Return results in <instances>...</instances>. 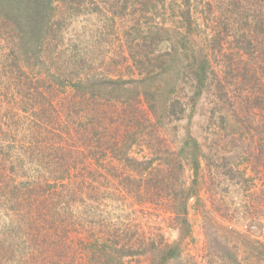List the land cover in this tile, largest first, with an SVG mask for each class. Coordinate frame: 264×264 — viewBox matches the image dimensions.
I'll use <instances>...</instances> for the list:
<instances>
[{"label":"trees","instance_id":"1","mask_svg":"<svg viewBox=\"0 0 264 264\" xmlns=\"http://www.w3.org/2000/svg\"><path fill=\"white\" fill-rule=\"evenodd\" d=\"M9 1L12 0H0V33H2L0 47L5 46L0 54V61L2 62V56L12 57L9 63L14 64L20 74L12 82L0 79V198L3 195L12 194L16 201L14 204L16 209H12L13 213L10 216V212L1 209L2 202H0V264H139L135 261L138 255L144 260L143 257L147 252L145 249L148 246L143 244V248L139 249L140 245L133 248L131 245H127L136 237H138L136 242L141 241V235L134 234L131 237L130 233H120V231L90 233L89 236L85 233L84 235L88 237L84 239L81 235L82 239L80 240L69 235L71 231L68 233L67 227L60 220L70 217L64 209L61 210L59 207L66 206L70 202L72 203L71 207L75 203L84 206L85 203L91 201L84 198V192H88L87 196L94 192L93 189L89 190L91 185L86 184L88 178L78 169L80 164L77 161L68 163L64 175L61 174L57 183L47 184L49 185L48 191L45 187L40 188L43 181L38 183V186L31 188L32 185L29 182L16 183L13 177H10L12 190H9L10 182L3 187L8 171H11L9 164L13 162L11 161L12 156L14 155V160L18 162L17 159L20 155L16 156L15 153L20 151L23 146L19 140V137L23 136H16V134L34 128L32 123L31 125L27 123L28 119L24 114L35 112L36 107L58 109V106H61L58 105V97L62 91L68 89L75 92L79 98V101H72L68 105L75 115L78 110L83 115L88 113L89 109L98 113L100 107H105L109 117L116 110L120 113L118 118L124 119V121H117L112 116L109 128L94 133V138L90 139L93 140L94 146L88 145L87 149L81 152V154L87 155L85 158L87 162L105 158L109 155V151L120 152L125 149L127 150L125 156L129 163L136 165L140 162L130 159L134 147H128L125 143L127 140L137 141L140 136L144 135L150 139L151 144L155 141H158V144H163L165 136L158 129H155L154 132L150 130L157 127L155 120H159L161 112L169 116H177L179 111L177 117L179 119L185 112L186 106L191 104L194 99L202 96L205 92L215 91L217 103L209 111V122L203 139L205 145L188 133L184 144L178 150L177 158L180 157V159H177L175 165L179 166V171H172L173 175L169 180L171 183H167V177H163L162 170L151 169L147 173V169L144 171L136 169L137 173H144V176L137 179L130 174L125 178L126 183H134L127 186V194L137 201H145L149 198L155 200L156 197H162L160 192L164 191L163 196L165 197L166 191L169 190V198L174 194L172 197L174 200L169 204L172 207V213L178 220L181 216L188 215L189 202L195 201L197 204L218 196L217 200L221 202L217 203L215 211L219 213V218L225 225V222L234 220L233 213H230L227 207H223L224 201L230 194L231 188L228 183L231 182L243 191L245 199H249L246 203L249 206L246 208L248 216L240 215V229L225 226L226 233H214V243L209 249L203 247L202 252L205 254L202 253L200 257L182 256L179 243L165 246L163 249L158 244L153 245V249L150 250L152 257L150 260L147 259L146 263L169 264L177 262L182 257L184 264H200L198 258L201 259V263L205 262V264H264V0H219L227 7L226 14L219 21L216 16H213L217 9L214 8L212 0L204 3H202L203 0H187L183 7L178 5V15L175 18L181 16L183 8H187L185 10V12L187 11L186 19L182 17L184 22L180 21L181 25H188L187 22L191 23L193 19L194 25L197 26L201 19L194 18L192 13H195L196 10L198 14L204 15L207 10L210 16L205 19V22L214 24L211 36L215 42L207 45L204 33L200 31L199 27H196L192 29L195 36L191 42L193 45H188L187 41L179 39L181 30H175L177 35L173 51L177 54L178 50H181L186 60L187 57L191 60L190 64L184 72L179 73L181 76L175 86L172 83L168 84L166 88L169 89L164 91L162 96L163 103L159 98H156L155 94L145 93V107L141 105V101H137L136 98L128 94L131 92L130 87L126 86L128 84L124 83L125 85L118 89L103 94L98 89L97 92L92 90L90 86L92 84L86 83L87 86H84V83H81L85 82L84 79L73 81V78L79 75V73H73L74 69H71L72 72L63 79L56 77L53 71L46 68L45 61L42 60L44 43L41 40L29 42L28 45L21 44L23 38L20 39V42L15 40L20 38L15 28L24 27V24H14L11 19L5 20L4 13L9 16L8 18L19 14L18 7H15L13 11L9 10L11 6H7ZM129 1L136 2L140 6L143 19H147L146 23H151V19H148L150 17L148 11L152 0ZM52 2L53 0H28L27 13L33 12V18L36 20L52 24V27L55 25L59 27L61 23L54 21ZM100 2L108 4L106 0H100ZM153 2L161 5L163 9L158 14L162 21L160 24L167 25L168 23H163L166 20V15L161 16V13L170 9L172 4L166 0H153ZM153 8L156 9V5ZM48 10L52 12L51 16L47 14ZM23 12L24 10H22ZM155 12L157 15V11ZM156 27L158 32H155L154 28H150L147 33L143 32L145 41L152 37L155 41L162 40L159 39L163 37L162 34L170 31L159 25ZM4 37L12 38L17 42L13 43V49L6 45ZM261 38L263 40H260ZM216 45L217 47L214 48ZM230 49L235 54L239 50L248 54L252 59H255L254 64L249 67V63L243 64L242 59L233 60L228 57L225 52ZM129 50L130 54L134 56L132 60L135 59L133 47H130ZM71 62L74 64V68L78 66L74 59L69 61V63ZM34 63L35 65H33ZM30 67L35 70L33 73H31ZM46 70L47 73L43 74ZM87 79L90 80V76H86ZM112 82L116 85L123 83V81ZM188 89L193 90L192 97L186 95L185 90ZM161 90L163 87L158 86L159 96ZM121 92H126L127 95L121 97ZM180 92H182V96ZM111 93L113 95H109ZM11 94L15 97L14 103L7 98ZM37 98L41 102L36 101ZM24 99H28V101ZM3 100H6L7 103ZM19 100H21L20 105ZM121 104L125 106H120ZM255 113L260 115H255ZM9 118L14 120H11L7 125L5 121ZM48 119L52 120L46 130L49 139L54 136V132H57L53 127V122L57 124L58 122L54 120L53 116H47L46 120ZM92 121L94 122L93 118ZM37 122L39 127L46 124V121L38 120ZM69 123L71 122L67 117L61 123L62 127L60 126L58 131L61 134L59 139L64 140V136H66L67 140L61 141L66 149L61 147L58 152H67L70 157H73L76 153L80 154L75 140L78 132L69 128L67 125ZM123 127L126 132L124 138L121 132ZM214 136L216 140L210 144L209 139ZM80 137H82V142L89 140L84 136ZM33 138L35 139V137ZM45 141L39 139L37 143L45 144ZM139 148L142 152H146L142 147ZM228 153H238L242 164L232 165V167L225 165L227 174L224 175V178L226 180H222L219 169H222L223 166L220 162ZM142 156H147V152ZM185 161H187V168L182 165ZM16 162L15 165L18 164ZM62 163V161H57V164L61 165ZM186 172L192 175L189 187L184 180ZM88 175L91 178L94 177L91 172ZM222 181L225 187L222 185ZM142 185L144 189H141ZM51 186H54L55 189L52 190ZM159 186L164 188L160 189ZM133 187L134 189H132ZM43 188L44 191H40ZM222 198L223 200H221ZM72 214L73 212L71 213L69 209V215ZM106 226L107 224L102 229H106ZM215 256L217 262L213 261Z\"/></svg>","mask_w":264,"mask_h":264},{"label":"rangeland","instance_id":"2","mask_svg":"<svg viewBox=\"0 0 264 264\" xmlns=\"http://www.w3.org/2000/svg\"><path fill=\"white\" fill-rule=\"evenodd\" d=\"M106 1L109 5L100 2V0H53L54 21L55 23H61L59 27L56 25L52 27V24L36 20L33 18V12L27 13L29 8L27 6L28 0L9 1L7 3V6L11 5L9 10L13 11L15 7H18L19 14L10 18L5 13L3 16L5 20L11 19L14 24H24V27L18 26L15 28L16 33L20 36V38L15 39L16 41L20 42V39L23 38L21 41L23 45H28L29 42H38L39 40L44 43L42 60L45 61L46 68L53 71L56 77L63 79L72 72L71 69H74L73 73H79V75L75 76L73 81L84 79L85 82L81 83H84V86L92 84L90 86L94 91L98 89L103 94L110 93L114 89L128 84L126 86L130 87L131 92L127 93L136 98L137 101H141L140 103L143 107L146 106L145 93L149 92L155 94L156 98H159L163 103L162 96L164 95V91L166 92L169 89L166 87L170 83L175 86L181 76L179 73L184 72L191 61L188 57L186 60L181 50H178L177 54L174 53L177 35L175 30H181L179 39H184L188 45H193L191 42H193L195 36L192 29L196 27H199L200 31L204 33L203 36L205 35L206 37L207 45L215 42L211 36L214 24L212 22H205V19L210 16L209 12L206 10L203 15L198 14L195 10L192 16L196 19H201L198 25H194L195 21L192 17L191 23L187 22L188 25H181L180 21L184 22L183 19H186L187 11L185 12V10L187 8H183L180 17L175 18V16L178 15V5L183 7L187 0H166L172 5L170 9L161 13V16L166 15V20L163 23H168L167 25H163L160 24L162 21L158 15L163 9L161 5L156 4L153 0L148 11L150 16L148 19H151V23H146L147 19H143L140 6L136 2L129 0ZM205 1L209 0H203L202 3ZM212 1V4L215 5L214 8L217 9V12L213 16H216L217 21H219L226 14V4L219 2V0ZM153 5H156V9L153 8ZM22 10H24L23 13ZM155 11H157V15ZM47 14L51 16L52 12L48 10ZM172 22L173 24H171ZM156 25L165 27L170 31L162 34L163 37L159 38L162 40L155 41L152 37L145 41L143 32L147 33L150 31V28H157ZM155 32H158L157 29H155ZM4 39L6 45L12 49L13 43H17L9 37H4ZM260 40H263V38ZM130 47H133L134 54L136 55V58L133 60L132 57L134 56L130 54ZM216 47L217 45L214 48ZM4 48L5 46L0 47V54ZM236 52L238 53L235 54L230 49L225 54L233 60L242 59L243 64L248 62L249 67L254 64L255 59H252L248 54H244L241 50ZM11 59L12 57L7 58L2 56V62L0 61V79L12 82L20 73L14 64L9 63ZM72 59L78 63V66L75 68L72 62L69 63ZM30 71L33 73L35 70L30 67ZM46 73L47 70L43 72V74ZM86 76H90L91 79L86 80ZM112 81H123V83L116 85ZM163 83L165 84L160 85ZM158 86L163 87V90L160 91V96L157 93ZM185 93L189 97H192L191 93H193V90H185ZM13 94L15 95V93ZM125 94L126 92H121V97ZM180 95L182 96V92H180ZM216 97L217 93L215 91L210 93L205 92L186 106L185 112L179 119H177L179 111L176 114L177 116H169L161 112L159 120H155L157 127L150 130L154 132L155 129H158L165 136L166 141L164 140L163 144H158V141L151 144L150 139L144 137V135L140 136L137 141L127 140L125 142L126 145L134 147L130 159L140 162V164L136 165L129 163V160L125 156L127 155V150L125 149H122L120 152L109 151L107 157L87 162V159H85L87 155L81 154V152L86 150L88 145L94 146L93 140H90L94 138V133L109 128L112 116L117 121H124V119L118 118L120 113L116 110L109 117L106 114L105 107H100L101 109L96 108L97 110L99 109L98 113L89 109L88 113L83 115L78 110L75 115L68 105L72 101H79L78 95L71 89L62 91V94L58 97V105H61L58 106V109L36 107L35 112H26L24 114L26 119H28L27 123L29 125L32 123L34 128L16 134V136H23L22 138L19 137L23 146L20 151L15 153L16 156L20 155L17 159L18 162L14 160V155L12 156L11 161L13 162L9 164L11 171H8L7 180L3 182V187L10 182L9 190H12L10 177H13L16 183L29 182L32 185L31 188L38 186V183H42L43 181L40 188L45 187L46 191H48L49 185L47 184L57 183L61 174L64 175L63 173L68 163L77 161L80 164L78 169L88 178L86 184L91 185L89 190L93 189L94 192L88 196L86 195L88 192H84V198L91 200L85 203L84 206L75 203L71 207L72 203L70 202L66 206L59 207L61 210L64 209L70 217L69 219H64L61 216L64 220L59 219L67 227V232L71 231L69 233L70 236L80 240L82 236L86 239L90 233H116V231L130 233L131 237L134 234L141 235V241L136 242L138 238L136 237L132 242L127 244L131 245L132 248L140 245L139 249L143 248V244L148 246L145 249L147 252L143 257L144 260L139 255L136 258L135 261L139 264H147L146 260H150L152 257L150 250L153 249V245L158 244L163 249L165 246L179 243L182 249V256L190 258L200 257L202 253L205 254L202 252L203 247L209 249L214 243V233H226L225 226L233 227L237 230L240 229V215L248 216L246 208L249 207L246 205L249 199L244 198L243 191L231 182L228 183L231 188L230 194L226 198V201H224L223 207H227L229 212L233 213L234 220L228 223L225 222V225L222 219L219 218V213L215 211L217 203L221 202L217 200L218 196L211 197L208 201L197 204L195 201L189 202L188 215L185 217L181 216L178 220L175 218L174 213H172V207L169 204V202L171 203L174 200L172 198L174 194L169 198V190L166 191L167 195L165 197L163 196L164 191L160 192V196L162 197H156L155 200H150L149 198V200L137 201L134 197L127 194V186L134 183H126L125 178L128 175L130 176V174L137 179L143 177L144 173L139 174L136 172V169L139 171L147 169V173L151 169H157L162 170L163 177H167V183H171L169 180L173 175L172 171H179V166L175 165L177 159H180V157L177 158V154L179 148L184 144L187 134L190 133L194 139L205 145L203 139L209 122V111L210 108L215 107L214 104L217 103ZM7 98L11 100L10 102L14 103L15 97L12 94ZM24 100L28 101V99ZM3 101L6 102V100ZM20 101L18 102L19 105ZM36 101L41 102L39 98ZM120 106L125 105L121 104ZM255 115L260 114L255 113ZM47 116L55 117L54 120L58 122V124L53 122V127L57 132H54V136L49 137V139L46 130L52 120H46ZM65 117L71 122L67 124L68 127L78 132L75 140L80 154L76 153L73 157H70L67 152H58V149L61 147L66 149L61 141H66L67 137L64 136V140L59 139L61 134L58 132L60 126L62 127L61 123ZM257 118L260 119V117ZM11 120L14 119L9 118L5 123L9 125ZM38 120L46 121V124L39 127L37 124ZM139 130L141 131V129ZM216 131H218L217 128ZM121 132L124 138L126 134L124 127ZM80 136H84L89 140L82 142V137ZM39 139L46 140L45 144H38ZM214 140H216L215 136L211 137L209 139L210 144ZM139 147H142L147 152V156H142L146 152H142ZM205 154H207L206 151ZM58 160L63 163L61 165L57 164ZM15 162L18 164L15 165ZM82 163L83 165H81ZM186 163L187 161L183 162L182 165L186 166ZM220 164L223 166L222 169H219V173H221L220 177L222 180H226L224 175L227 174V171L224 166H239L242 164V159L238 153H228L225 154ZM90 172L92 176L94 174L93 179L88 175ZM186 174L184 180H186L185 182L188 183L187 187H189L192 175L189 172H186ZM222 185L225 187L223 181ZM168 186H171V184H168ZM51 188L52 190L55 189L54 186H51ZM159 188L162 189L164 187L159 186ZM141 189H144L143 185ZM40 191H44V188ZM0 202H2L1 209L3 211L6 209L7 212H10V216H12V209H16V206H14L16 202L14 196L12 194L3 195L0 198ZM68 208L71 213L73 212L72 215H69ZM17 217L19 218V216ZM105 224H107L106 229H102ZM85 233L88 236L84 235ZM161 252L162 250L160 254ZM213 261L217 262L216 256ZM199 262L200 264H205V262L201 263V259L198 258ZM169 264L184 263L181 257L177 262Z\"/></svg>","mask_w":264,"mask_h":264}]
</instances>
